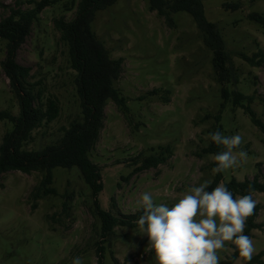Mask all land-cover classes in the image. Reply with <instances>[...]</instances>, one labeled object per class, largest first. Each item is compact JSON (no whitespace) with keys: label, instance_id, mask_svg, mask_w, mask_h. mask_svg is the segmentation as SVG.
Segmentation results:
<instances>
[{"label":"rangeland","instance_id":"374dc122","mask_svg":"<svg viewBox=\"0 0 264 264\" xmlns=\"http://www.w3.org/2000/svg\"><path fill=\"white\" fill-rule=\"evenodd\" d=\"M69 1L59 0L45 7L16 52V61L30 67L28 81L34 90H41L43 105L48 96H53L59 108L52 121L32 131L24 144L27 149L55 141L79 113L75 73L53 26L60 16L65 20L73 17L74 9L63 7ZM201 2L205 18L221 34L238 73V82H225V86L252 96L250 106L264 122V34L260 24L248 16L264 14V0ZM15 3L32 6L28 0H0V17ZM171 17L173 22L168 24L149 10L148 0H115L95 12L90 28L111 58H121V70L113 86L127 106L124 114L112 100L106 102L103 126L89 153L100 169L102 189L93 196L76 166H56L51 169V186L56 193L39 198L31 209L28 194L41 173H0V264H72L77 256L83 264H97L100 246L106 264H114L113 260L115 264H156L148 238L137 226L115 225L107 237L101 235L95 199L102 209L123 217L138 209L137 201L145 191L156 203L171 205L190 186L214 181L217 175V183L255 174L264 182V133L241 107L233 108L224 101L222 84L216 81L212 68V53L203 44L192 16L180 10L172 12ZM258 49L263 52L258 66L239 55H251ZM4 54L5 40L0 39V61ZM0 109L18 114V101L1 66ZM216 114L220 115L218 122ZM214 125L220 126L224 135L239 133L244 138L241 147L248 154L241 166L215 175L214 153L202 151ZM11 127L10 121H0V139ZM167 144L171 153L163 163L134 170L145 156ZM252 195L260 206L255 220L261 223L251 230L254 255L262 251L264 262V193ZM232 247L226 242L225 249L218 252L221 264ZM232 264L244 262L236 257Z\"/></svg>","mask_w":264,"mask_h":264},{"label":"trees","instance_id":"16d2710c","mask_svg":"<svg viewBox=\"0 0 264 264\" xmlns=\"http://www.w3.org/2000/svg\"><path fill=\"white\" fill-rule=\"evenodd\" d=\"M58 1L28 0L32 3L30 7L15 3L8 8L6 15L0 17V39L5 40V54L0 61V66L8 80L10 90L18 101L17 115L7 109H0V121L6 120L12 123L11 129L5 130L0 139V173L12 170L26 174L41 173L39 181L28 194L31 209L37 206L39 198L56 193L51 186V169L56 166L65 168L76 166L93 196L102 189L100 169L90 159L89 153L103 126L104 106L108 100H112L122 113L127 112L124 96L113 86V81L118 78L121 70V58H111L104 43L90 28L95 12L106 8L115 0H70L68 4L65 2L63 7L64 10L73 8V17L65 20L63 16H60L54 19L53 26L59 32L58 41L65 45L69 67L75 73L73 82L78 96L79 113L69 121L67 127L62 129L61 135L55 141L41 148L24 147V144L30 140L32 131L43 122L52 121L57 116L59 108L57 99L53 96H48L43 105L41 90H34L28 81L30 67L16 61V52L29 34L33 22L38 20L39 13ZM148 7L168 24L173 22L172 12L182 10L192 16L202 34L203 44L212 53V68L216 81L222 84L221 95L224 101L228 100L233 108L241 107L248 113L254 125L264 133V122L257 118L250 106L253 97L225 86V82L236 84L238 73L225 49L218 29L213 22L205 18L201 0H148ZM248 16L260 24L264 34V14L250 13ZM239 55L252 66H258L263 61L261 49L251 55L244 53ZM221 106L223 107V104ZM204 117H208V114ZM219 117V114L214 117L217 122ZM213 131H220V126L214 125L210 132ZM220 150H223L222 147H218L210 139L208 145L202 149L204 153L214 154ZM170 153V145L160 146L157 153L145 156L134 170L155 167L163 163ZM218 180L219 175L212 181L210 187H215ZM225 184L234 196L246 195L249 189H253L252 193H264V182L260 181L257 174L251 178H244L243 183L231 178ZM93 203L101 221L100 233L103 237H107L115 225L130 228L137 226L135 221L142 214V211L136 210L132 214L117 217L102 209L96 199ZM259 208L257 204L254 215L247 220L245 229L247 235L251 236V230L261 226V223L255 220ZM102 249V246L98 247L97 264H106L103 261ZM262 254V251L256 253L250 264H264L261 259ZM236 257H239L238 254L231 253L224 264H232ZM113 262L117 263L116 260Z\"/></svg>","mask_w":264,"mask_h":264},{"label":"clouds","instance_id":"9594fccd","mask_svg":"<svg viewBox=\"0 0 264 264\" xmlns=\"http://www.w3.org/2000/svg\"><path fill=\"white\" fill-rule=\"evenodd\" d=\"M208 138L223 149L213 156L214 175L237 168L247 160L248 154L241 147L244 138L239 133L224 135L213 131ZM212 183L205 180L190 186L171 205L156 203L147 191L141 193L137 210L142 214L135 223L139 233L147 236L156 264H221L218 252L225 249L226 242L234 245L232 253L250 264L255 246L245 229L258 203L253 189L246 195L234 196L225 183L210 187ZM72 264L83 262L77 256Z\"/></svg>","mask_w":264,"mask_h":264}]
</instances>
